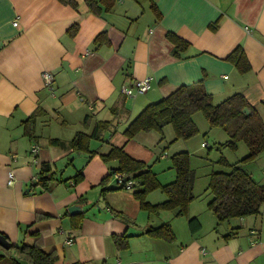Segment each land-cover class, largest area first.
Masks as SVG:
<instances>
[{"label": "crops", "instance_id": "obj_1", "mask_svg": "<svg viewBox=\"0 0 264 264\" xmlns=\"http://www.w3.org/2000/svg\"><path fill=\"white\" fill-rule=\"evenodd\" d=\"M146 77V94H122ZM198 82L215 105L240 95L264 122V0H0V235L21 246L39 234L54 264H264V231L251 243H210L206 220L218 227L210 210L191 213L193 200L187 217L152 213L135 197L138 183L122 190L109 177L119 169L105 159L115 149L148 166L157 161L150 133L128 139V125ZM99 126L100 138H91ZM80 133L88 151L72 147ZM41 173L54 176L46 189L34 182ZM166 200L157 190L146 203ZM167 226L161 238L149 234Z\"/></svg>", "mask_w": 264, "mask_h": 264}, {"label": "trees", "instance_id": "obj_2", "mask_svg": "<svg viewBox=\"0 0 264 264\" xmlns=\"http://www.w3.org/2000/svg\"><path fill=\"white\" fill-rule=\"evenodd\" d=\"M171 39L178 48L184 44L177 38L171 37ZM237 55L238 59L234 58L239 67L238 70L242 73L248 72L250 65L245 54L238 51ZM202 83L198 82L182 86L172 95L164 98V100L148 106L128 125L125 135L128 139H131L140 133L153 131L162 133L166 126H173L178 139H190L198 132L195 124L192 123V116L197 112H203L211 126H219L227 131L231 137L232 146H235L236 141L240 140H244L247 143L250 155L245 161H253L261 156L264 153V122L257 112L240 95H234L222 104L215 105L213 98L205 90ZM245 109L249 110V116L243 113ZM99 127L91 138H100V133L102 134L104 128ZM87 139L88 136L81 133L78 134L71 143L73 149L76 151H88ZM53 143L58 144L57 141H53ZM110 153L105 158L106 162L117 161L119 169L109 177L113 178L115 174L121 173L138 183L142 189L135 193V197L139 202L141 201L140 203L145 209L152 213L162 210H178V215H188L190 205L196 197L193 192L194 188H192L194 187V172L190 168L187 154L177 155L173 159L172 163H174L177 179L174 183L163 187L155 177L156 175L151 171V168L144 162L131 158L123 149H115ZM44 172H50V168L46 166ZM52 180H54L53 174L44 176L41 173L37 183L43 189H46ZM106 180L108 179L106 178ZM256 184L252 175L245 173L244 169L238 165L233 166L231 172L227 174L213 175L210 186L213 199L209 205V210L216 216L219 223L257 216L261 213L260 210L264 206V187ZM156 190L164 191L167 200L162 204L151 207L146 203V200L152 191ZM197 222L196 219L190 221L192 226ZM166 230H170V228L167 226L166 229L161 228L151 231L149 234L161 238ZM235 235L232 234L233 237ZM251 235H256V232L252 230ZM232 236L227 235L225 239L229 240ZM120 242L116 243L119 246L128 244L127 241L123 245ZM40 245V235L38 234L37 240L33 245H16L12 246L10 250L0 247L2 252L0 254V264L4 259H9L11 264H54V255L46 253ZM10 252L17 254L20 259L14 260Z\"/></svg>", "mask_w": 264, "mask_h": 264}, {"label": "rangeland", "instance_id": "obj_3", "mask_svg": "<svg viewBox=\"0 0 264 264\" xmlns=\"http://www.w3.org/2000/svg\"><path fill=\"white\" fill-rule=\"evenodd\" d=\"M192 120L198 132L190 139H178L173 126H166L162 133L153 131L150 134H144L150 135L151 142L149 144L156 145L158 159L148 167L151 168L163 187L176 177L174 163L172 162L180 154L189 156L190 168L195 177L194 187L192 188H194L193 192L196 200L193 202L191 213L198 212L197 214H200L202 210H209V205L213 199L210 190L213 175L227 174L231 172L233 166L242 167L245 173L252 175L255 183H257L256 185L264 187V153L253 161H245L250 155V150L244 140L236 141L235 146H232V140L227 131L219 126H211L203 112L195 113ZM203 144L208 146L203 147ZM161 191L158 190V193L166 196L165 192ZM260 211L261 213L257 216L233 219L224 223L218 222V227L212 229H209L211 223L206 220V234L210 243L216 241L224 245L225 242L223 241H227L225 238L228 234L230 236L236 234L234 237L232 236L233 242L245 239L251 243L252 238L259 240L261 233L258 232L264 231V206ZM193 217L192 215L190 219H193ZM214 228L220 234L219 238L213 234ZM252 230L258 234L251 235ZM219 240L220 242H218ZM10 253L14 260L20 259L14 252ZM206 254H208L207 251ZM1 264H11V262L9 259H4ZM256 264L263 263L259 260Z\"/></svg>", "mask_w": 264, "mask_h": 264}, {"label": "built area", "instance_id": "obj_4", "mask_svg": "<svg viewBox=\"0 0 264 264\" xmlns=\"http://www.w3.org/2000/svg\"><path fill=\"white\" fill-rule=\"evenodd\" d=\"M13 25L16 27L18 26V22L15 21L13 23ZM44 79V84L47 88V90L50 91L51 95L53 97H55V93H54V88H53V83H54V74L51 72H46L44 73L43 77ZM152 81L153 78L152 77H146L143 80H139L136 81L134 83L133 86H123L122 87V94L128 98H136L137 95H141V94H146L150 89L152 85ZM208 145L203 144V147H207ZM40 153V147L39 146H35L32 148L31 152H30V156L34 159L35 162H37L38 160V154ZM114 181L117 185L118 188L123 189V190H132L135 186L134 181H132L131 179L127 178V175L125 174H121V173H117L113 176ZM39 180L38 177L34 178V182H37ZM16 181V176L14 174V172H10L9 175V180H8V184L9 186H14ZM72 185H74V183H71ZM69 244L73 243V239H70L68 241ZM206 254V252H205Z\"/></svg>", "mask_w": 264, "mask_h": 264}, {"label": "water", "instance_id": "obj_5", "mask_svg": "<svg viewBox=\"0 0 264 264\" xmlns=\"http://www.w3.org/2000/svg\"><path fill=\"white\" fill-rule=\"evenodd\" d=\"M246 116H249L250 115V112L248 109H245L244 112H243ZM80 210V207L78 206H73L69 209L70 213L71 214H75ZM0 247L5 249V250H10L12 248V244L9 242V240L3 236V235H0Z\"/></svg>", "mask_w": 264, "mask_h": 264}]
</instances>
